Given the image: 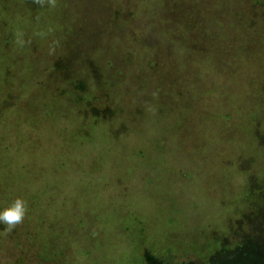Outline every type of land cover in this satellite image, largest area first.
<instances>
[{
    "label": "rangeland",
    "instance_id": "obj_1",
    "mask_svg": "<svg viewBox=\"0 0 264 264\" xmlns=\"http://www.w3.org/2000/svg\"><path fill=\"white\" fill-rule=\"evenodd\" d=\"M228 4L215 66L178 0H0V264H264V0Z\"/></svg>",
    "mask_w": 264,
    "mask_h": 264
},
{
    "label": "trees",
    "instance_id": "obj_2",
    "mask_svg": "<svg viewBox=\"0 0 264 264\" xmlns=\"http://www.w3.org/2000/svg\"><path fill=\"white\" fill-rule=\"evenodd\" d=\"M171 1L172 4H174L176 0ZM183 1L184 0H178V4L181 7L179 11L182 16H178L177 19L182 21L183 15L192 17L186 22L188 24L187 31L186 28H179V31L187 33V45L190 47L188 62H190V65H195V61L191 58L208 55L216 66L215 60L217 61L219 59V56L213 50L216 41L218 38L230 40L233 36L230 33V29L235 28L233 23H226L224 26H220L219 24V28L214 30V23H219V16H226L225 12L230 8L228 4L229 0H217L216 4L213 3V0H186V4H183ZM257 5L262 4L258 3ZM255 8L256 6H254V9ZM118 11L119 10H116L113 13L118 14ZM203 30H206V32ZM219 31L222 33L218 35Z\"/></svg>",
    "mask_w": 264,
    "mask_h": 264
},
{
    "label": "clouds",
    "instance_id": "obj_3",
    "mask_svg": "<svg viewBox=\"0 0 264 264\" xmlns=\"http://www.w3.org/2000/svg\"><path fill=\"white\" fill-rule=\"evenodd\" d=\"M34 2L41 7L47 4L49 8H55L57 0H34ZM26 214V202L21 198H16L10 206L0 211V224L6 226V232H11L23 224Z\"/></svg>",
    "mask_w": 264,
    "mask_h": 264
}]
</instances>
